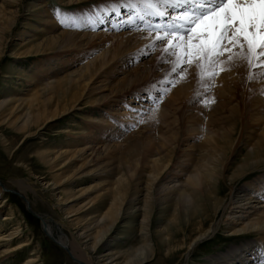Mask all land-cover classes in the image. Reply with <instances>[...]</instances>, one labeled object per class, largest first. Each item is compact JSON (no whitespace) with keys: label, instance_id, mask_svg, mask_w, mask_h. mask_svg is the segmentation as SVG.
I'll list each match as a JSON object with an SVG mask.
<instances>
[{"label":"rangeland","instance_id":"374dc122","mask_svg":"<svg viewBox=\"0 0 264 264\" xmlns=\"http://www.w3.org/2000/svg\"><path fill=\"white\" fill-rule=\"evenodd\" d=\"M1 2L2 0H0ZM42 2L48 9L51 18L59 24L55 30L56 33L69 31L80 33L79 36H82L81 34L84 32L90 33L92 30L76 26V23L72 22L73 17L85 11L99 13L101 9H110L109 5L120 1L87 0L82 1V3L73 2L66 5L68 0H21L20 4L13 6L14 8L11 7L14 24L6 38L5 47L1 48V50L3 49V56L0 58V180L5 188L21 192L29 202V209L27 201L26 204L23 203L22 199L15 193L13 194V192L2 187L0 202L3 206L0 207V226H2L0 227V234L11 231L19 220L21 235L16 241H13L12 245L30 239L32 242L30 241L31 243L26 250L24 248L23 251L8 257L4 264H21L31 252H35L34 256L38 257L39 263L37 262V264H77L71 260L65 250L49 239L50 235L45 228L51 224L53 236H57L58 233L65 234L69 241L78 246L79 243L85 242L86 239H80L78 236L85 234L84 228L93 216L92 210L102 204L99 200L105 195V192L110 188V182L114 179V176H111L113 168L119 163L124 164L125 161H128L132 166L136 158L144 161L148 157L147 143H149V139L172 138L174 142L173 164L171 163L170 166L173 168L171 170L168 167L170 172L165 175L168 183L169 180L182 178L173 169H175L176 162L184 160L181 157L183 154H190L192 160L197 158L203 133L206 129L210 132L225 131L229 137L228 141L231 142L234 139L237 140V143H241V140L243 142L251 130H254L256 134L259 133L260 127H263L261 123L264 121V71L256 69L250 78L247 59L240 58L233 62H227V53L225 56L218 57L215 64L207 70L199 67V61L191 65L186 60L181 63L177 56H170L165 51L167 40L173 38L168 36L163 41L151 42L152 45L150 43V45L141 48L135 46L126 58L121 59L119 57L116 68L110 72L109 78L95 85V87L100 88L92 94L95 95V98L104 97L110 100L109 104H99L94 107L86 106L80 110H72L70 114L57 117L51 121L52 123H48L46 127L38 130L30 137L21 136V134L16 133L15 129L21 125L19 121L22 119V111L15 109L12 112L10 108L25 106V97L28 98L34 90H39L41 84L47 83L49 80V77H39L40 74L37 75L39 71L30 73L31 79L35 77L34 81L38 82L37 86L33 87L27 83L25 77L21 79L22 73L30 71V68L37 61H35L34 55L25 53V49L28 44L34 43L33 41L28 42L30 37L33 36L36 39V33L33 32V29L41 28L42 22L46 18L38 12L36 7L30 8V6H37ZM133 2H138V0H133ZM57 9L60 11L59 17L57 16ZM121 12L123 13V11ZM146 19L151 20L149 17ZM93 22L90 21L86 25L93 27ZM46 27L48 26H44L45 29ZM110 27L111 25H108V28ZM102 31H104L103 28ZM105 31L108 32V30ZM134 31V28L124 27L114 33L121 35ZM160 34L164 35V33ZM87 42L88 40L78 42L77 47L72 51H55V53H49L38 58L47 61L62 54L60 59L66 64L72 58L76 60L71 66L65 64L66 66L62 70L55 73L56 77L52 76L64 80L69 72L81 67L80 56H86L85 60H89L92 58H88L89 56L98 55L105 51V45H101L100 40L89 42V44ZM128 43L127 48L133 45V42ZM154 43L156 46H153ZM179 51L180 49L177 48L176 52L179 53ZM234 51L238 52L239 49ZM70 53L74 54V57L70 58ZM174 68L176 73L182 72L183 69H187V71H183V75H179L173 73ZM222 68L230 70L221 71ZM208 71L215 73V75L207 78ZM174 76L175 78H173ZM181 82L188 86L185 95L180 96L178 101L171 104L169 98L179 88ZM157 96H160L158 105ZM205 97H207L206 100ZM202 100L203 103L200 102ZM161 107L164 109L165 115L157 116L156 114ZM85 114H90L98 122L84 121L85 116L83 115ZM100 119H106L108 122L102 123ZM257 119H261V121L257 123ZM97 123L101 124L99 132H97L98 126L94 125ZM80 129L86 132L92 130V133H89L85 138L90 140L88 145L91 148L85 150L82 155H75L65 168L59 169L62 165H58L63 159V154L55 159L53 165L48 163L43 165L42 161L37 158L39 153L51 155L50 158H54L58 151L75 150V145L78 142L68 141L69 136L75 137V135L74 133L69 135L66 132L69 130L78 132ZM98 133L100 134L97 135ZM135 154L138 155L135 156ZM192 155H195V158ZM83 162H87L85 167L79 169L78 167ZM184 164L187 165L186 162ZM53 166L56 167L51 169ZM91 169V173H88L87 171ZM64 171L69 174L73 172L72 179L66 182L59 181L57 185H54V179L51 176L54 173ZM43 181H49V184L45 186ZM143 189L144 184L136 192L135 185L131 184L127 195L128 199L132 200L136 194L135 200H141L145 193ZM59 191H62V195ZM65 194L71 195V197L67 200H58L59 195L64 197ZM91 205L93 207H90ZM10 211L13 212L14 218L10 221H4ZM164 211L162 205L152 212L153 217L147 236L155 247V254L150 258L148 257L143 264H169L163 261L164 247L151 232L152 229L159 226L160 221L158 220L161 219ZM44 214L46 221L40 217ZM48 220H50L49 223ZM139 222L140 217L136 211L123 214L117 228L102 241V246L99 248L101 249L100 252L104 254L121 252L127 255L134 253L136 247L141 245L142 235L138 231ZM57 226L58 228H56ZM184 228L186 229L185 232H189L192 227L186 226ZM181 235L178 234L177 240H180ZM87 242L91 244V241L90 243ZM234 245H237L236 240H231L226 233L219 231L202 241L198 249L191 252L190 259H188L190 256L185 255L184 252L180 260L176 251L172 255L170 263L210 264L213 258L216 259L225 254ZM2 249L0 248V250ZM257 250V257L255 256L256 258H252L253 260L251 259L246 264H255V262L256 264H264V252H261L260 248ZM259 259L261 260L259 261ZM92 262V264H99L93 258Z\"/></svg>","mask_w":264,"mask_h":264},{"label":"bare ground","instance_id":"6f19581e","mask_svg":"<svg viewBox=\"0 0 264 264\" xmlns=\"http://www.w3.org/2000/svg\"><path fill=\"white\" fill-rule=\"evenodd\" d=\"M20 1L2 0L0 3V58L3 56V49L1 50V48L5 47L6 38L14 24L12 22L11 7L20 4ZM82 1L87 0H68L66 5H70L73 2L82 3ZM33 7H36L38 12L42 13L44 18L45 16L46 18L43 20L41 28L33 29V32L36 33V39L33 36L30 37L31 39L28 42L33 41L34 43L28 44L25 49V53L34 55L36 57L35 61L37 60L36 62L38 63L35 62L27 73L24 71L25 73H22L21 79L25 77L24 79H27V83L33 87L37 86L38 82L34 81L35 77L31 79L30 73H37L39 71L37 73V75H41L39 77H49V80L47 83L39 85V90H34L28 98H26L27 96L25 97L26 100H23L25 106L10 108L12 112L15 109L22 111V119L19 121L21 125L15 131L23 137L27 136V138L38 130H42L57 117L70 114L72 110H80L86 106L94 107L99 104H109L110 100L104 97L95 98V95H92L100 88L95 87V85L109 78L110 72L116 68L119 57L121 59L126 58L135 46L141 48L150 45L151 42H154L153 37L156 35V33L149 35L147 31H137V27L143 28L142 26H146L140 20H136L135 24L130 26L127 23L129 13L123 8L120 9L123 13L121 12L122 14L120 13L119 16L110 9L105 8L101 9L99 13L85 11L73 17L72 22L76 23V26L85 27L93 32H84V34H81L82 36H79L80 33L77 34L76 32L69 31L56 33L55 30L59 24L51 18L45 4L42 2L37 4V6H30V8ZM149 19L152 20L153 24L164 23L158 18L153 19L149 17ZM90 21H94L92 23L93 27L92 25H86ZM108 25H111V27L108 28ZM44 26L48 27L45 29ZM124 27L134 28L135 31L121 35L114 33L116 30L123 29ZM102 28L104 31L108 30V32L105 31L104 33ZM160 35L163 36L162 34ZM170 39L174 38H169L168 40ZM87 40L88 44L89 42L100 40L101 45H105V51L98 55L87 56L88 58L92 57L89 60H85L86 56H80V60L82 61L81 67L69 72L64 80L55 78L57 76L55 73L62 70L66 65L71 66L76 60L72 58L66 64L60 59L62 54L47 61L38 58L49 53H55V51H72L77 47L78 42ZM128 42H133V45L129 48H127ZM73 55L70 53V58ZM186 87H188L186 84L180 83L179 88L169 98L171 104L178 101L180 96L185 95ZM159 110L156 115L164 116V109L161 107ZM83 116H85L84 121L98 122L90 114ZM259 121L261 119L256 120L257 123ZM100 122L108 121L100 119ZM94 125L98 126L97 132H99L101 124L97 123ZM261 125L259 133L256 134L254 130L250 129L251 132L248 136L246 135L243 142L241 140V143H237V140L235 141L234 139L231 142L228 141L229 137L225 131L210 132L206 129L203 133L197 158L194 157L195 155H192L195 158L192 157L194 159L192 160L190 154H183L181 157L184 160L176 162L175 169H173L182 178L169 180L170 182L168 183L166 182L167 177L165 175L167 172H170V170L168 171V167L171 166L173 161L172 151L175 149L174 142L172 138H157L156 140L154 139L155 141L149 139V143H147L149 149L148 157L144 161L136 158L135 160L133 159L134 165L132 166L128 161H125L124 164L119 163L113 168V173L111 172L112 175H110L114 176V179L110 182V188L102 196V199L99 200L102 204L96 207L95 210H92L93 216L84 228V231L87 233L85 232V234L78 236L80 239H86L85 242L79 243L78 246L69 241L65 234L60 233L57 236L54 235L55 239L52 234L53 228L51 224L47 225L48 227L46 228L45 226L43 227L50 237L66 246L75 260L82 259L81 261L89 264L93 263L92 258L99 264H143L148 257L150 258L155 254V247L151 239L148 238L149 236H147L153 217L152 212L163 205L165 211L161 219L158 220L160 221L159 226L152 229L151 232L154 234L152 235L156 240L159 239L161 246L164 247L163 261L165 263L171 264V257L176 251L180 256V260L184 252L185 255L190 256L191 252H195L202 241L207 239L209 235L212 236L221 231L226 233L227 237L231 240H236L237 245L229 248L225 254H222L218 258H213L210 264H246L252 258L254 259L258 251L257 248H260L261 252H264V121ZM80 130L78 132L73 130L66 132L69 135H71L70 133H74L75 137L73 135L69 136L68 141L78 142L75 145V150L64 149L60 152L58 151V154L54 158H50L51 155L39 153L37 158L42 161L43 165H46V163L53 165L55 159L63 154V159L58 165H62L59 169L65 168L75 155H82L85 150L91 148L88 145L90 140L85 138H87L89 133H92V130L89 132ZM237 145L239 146L237 147ZM104 148L106 149V147ZM137 155L135 154V156ZM185 162L187 165L184 164ZM86 163L83 162L78 168L83 169L82 167H85ZM56 166H53L51 169ZM172 168L170 167L171 170ZM91 171L92 169L87 172L91 173ZM72 173L69 174L65 171L54 173L51 176L54 179L53 184L57 185L59 181H69L72 179ZM172 183L174 184L170 185ZM47 184H49V181L44 182L45 186ZM131 184L135 185L136 192L144 184L143 190L145 193L141 200H135L136 194L132 200L128 199L127 195ZM2 192L3 190L0 186V198ZM59 193L62 195V191H59ZM61 195L58 197L60 201L71 197L68 194H65L64 197H61ZM92 205L94 204L92 203ZM92 205L90 207H93ZM1 206H3L2 202H0ZM27 207L29 209V202L27 203ZM133 210L140 217L138 231L142 235L141 245L138 248L136 247L134 253L129 255L121 252L107 254L100 252L101 249L99 248L102 246V241L107 238L111 231L117 228L123 214H127ZM10 216H13L12 211L4 218V221H10L14 218V216ZM40 217L44 220L46 219L45 214ZM41 218L40 220L42 221ZM18 221L11 231L0 234V248L5 247L0 250V264H4L11 255L23 251L24 248L26 250L27 246L32 242L30 239L12 245L13 241H16L21 235V227ZM49 222L50 220H48ZM186 226L192 227L189 232H185L186 229L184 227ZM178 234H182L180 240H177ZM87 241L89 243L91 241V244H88ZM156 246L158 245L156 244ZM34 255L35 252H31L21 264H37L39 259ZM190 258L191 256L188 257V259ZM180 260L179 262H181Z\"/></svg>","mask_w":264,"mask_h":264},{"label":"snow or ice","instance_id":"6c2138e0","mask_svg":"<svg viewBox=\"0 0 264 264\" xmlns=\"http://www.w3.org/2000/svg\"><path fill=\"white\" fill-rule=\"evenodd\" d=\"M108 7L117 16L121 8L128 12L130 26L140 20L146 27L136 30L147 31L149 35L156 33L154 42L173 37L167 40L165 51L177 56L181 63L186 60L191 65L199 61V67L207 70L218 57L227 53V62L247 59L250 78L254 70L264 71V0H120ZM57 16H60L58 9ZM146 17L158 18L164 23L153 24ZM224 70L230 69H221ZM183 71L176 73L173 69V73L179 75H183ZM213 75L215 73L207 72V78ZM156 101L158 105L160 96Z\"/></svg>","mask_w":264,"mask_h":264},{"label":"water","instance_id":"95a60500","mask_svg":"<svg viewBox=\"0 0 264 264\" xmlns=\"http://www.w3.org/2000/svg\"><path fill=\"white\" fill-rule=\"evenodd\" d=\"M2 184V182H1V180H0V186L1 187H4L3 186V184ZM5 188V187H4ZM5 190H8V191H12V192H14L18 197H20L21 199H22V201H23V203H25L26 204V202H25V199H24V197H23V195H22V193L21 192H19L18 190H12L11 188L9 189H7V188H5ZM26 208V207H25ZM27 209V208H26ZM28 210V209H27ZM30 211V210H29ZM36 216V215H35ZM37 217V216H36ZM41 230H42V227H41ZM49 239L53 242V243H55V244H57L59 247H61L63 250H65V252L67 253V255L71 258V260L72 261H75L77 264H86V263H84L83 261H81V260H75V259H73V257L71 256V254L69 253V251L67 250V248H66V246L63 244V243H60L59 241H57V240H55L53 237H49Z\"/></svg>","mask_w":264,"mask_h":264}]
</instances>
